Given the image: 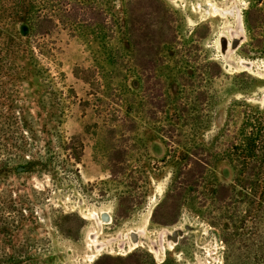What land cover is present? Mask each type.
I'll use <instances>...</instances> for the list:
<instances>
[{
    "label": "rangeland",
    "instance_id": "1",
    "mask_svg": "<svg viewBox=\"0 0 264 264\" xmlns=\"http://www.w3.org/2000/svg\"><path fill=\"white\" fill-rule=\"evenodd\" d=\"M259 118L264 0H0V264H264Z\"/></svg>",
    "mask_w": 264,
    "mask_h": 264
},
{
    "label": "trees",
    "instance_id": "2",
    "mask_svg": "<svg viewBox=\"0 0 264 264\" xmlns=\"http://www.w3.org/2000/svg\"><path fill=\"white\" fill-rule=\"evenodd\" d=\"M260 123H259V126H258V130L260 131L259 134H258V137H254V139L251 140V143L254 145V146H261L262 145V138L264 137V131H263V122H262V119H260ZM251 129H254V126H251ZM257 130V128H256ZM247 181V180H246ZM248 184V183H247Z\"/></svg>",
    "mask_w": 264,
    "mask_h": 264
},
{
    "label": "bare ground",
    "instance_id": "3",
    "mask_svg": "<svg viewBox=\"0 0 264 264\" xmlns=\"http://www.w3.org/2000/svg\"><path fill=\"white\" fill-rule=\"evenodd\" d=\"M109 220H110V216H108V219L105 221V223H109ZM131 237H132V236H131ZM133 237H135L134 234H133ZM133 237H132V238H133Z\"/></svg>",
    "mask_w": 264,
    "mask_h": 264
}]
</instances>
